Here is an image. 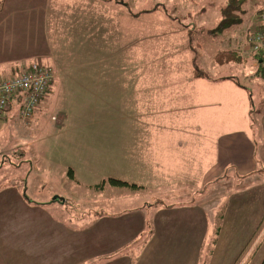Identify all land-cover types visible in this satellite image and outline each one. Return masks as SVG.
Returning a JSON list of instances; mask_svg holds the SVG:
<instances>
[{
	"label": "rangeland",
	"instance_id": "rangeland-1",
	"mask_svg": "<svg viewBox=\"0 0 264 264\" xmlns=\"http://www.w3.org/2000/svg\"><path fill=\"white\" fill-rule=\"evenodd\" d=\"M227 1L56 0V4L63 6L61 20L74 26L70 27L71 33L65 29L69 39L62 37L59 41L51 37L52 44L57 45L53 53L56 73L62 72L58 79L54 74L57 96L54 87L53 95L46 97L42 110L32 122L24 124L18 119L16 126L10 122L7 126L11 127L12 134L6 131L0 140V264L15 261L9 249L24 246L19 235L24 237L23 230L28 228L37 230L32 239L37 248L30 253L36 256L31 255L27 264H50L59 260L71 244L77 243H80L77 247L80 255L85 252L81 251L83 246L92 247L86 253H97L101 244L100 217L115 230L139 222L138 214L142 211L137 209L146 208L144 201L153 197L150 190L157 191L153 195L166 207L177 201L197 199L199 207L210 214L203 246L193 243L196 249L190 253L168 252V264H264V167L245 178L229 175L204 193H199L195 183L188 180L157 190L138 186L135 189L103 187L110 180L136 185L159 180L152 164L145 165L141 157L143 171H136L133 164H122L134 144L140 143L142 151L149 148L145 136L152 129L141 121L144 114L159 117L164 113V103H168L165 100L168 99V59L175 56L170 47H180V42L171 44L168 38L181 33L184 36L187 31L195 41L201 35L199 31L205 36L214 31L210 33L221 38L217 26L221 8L226 7L222 22L225 24L236 18L233 14L240 10L264 6V0H230L228 5ZM48 2L43 0V4ZM2 4L0 0V16L6 17L9 7ZM199 11L202 13L198 14ZM25 14L18 11L0 26V56L19 60L21 65L24 61H37L35 56L43 47L45 59L54 57L52 47L37 39L31 20L33 13ZM27 19L29 26H26ZM170 21L174 24H168ZM88 38L92 42H86ZM101 58L106 59L105 64ZM106 89L109 95L125 96L126 103H100L102 91ZM261 90L264 94V86ZM138 92L142 101L134 105ZM153 92H157V98L148 102L149 97L153 99ZM251 109L257 159L263 166L264 98L254 99ZM64 117L66 120L59 128L57 125ZM134 117L140 118L141 124L136 126ZM19 129L26 135L19 142L11 140ZM53 194L50 201L59 197L67 201L66 205L58 207L56 203L46 209L39 203L43 196ZM18 195L24 198L23 202ZM60 211L63 214H57ZM72 211L77 212L78 219L92 213L99 215V220L94 221L95 226L83 227L71 216L72 219L67 218ZM55 226L56 229L61 226V233L56 232ZM73 231L77 239L72 236ZM149 234L147 229L124 251L113 252L110 261L118 257V264L134 262ZM98 259L93 260H105Z\"/></svg>",
	"mask_w": 264,
	"mask_h": 264
},
{
	"label": "crops",
	"instance_id": "crops-1",
	"mask_svg": "<svg viewBox=\"0 0 264 264\" xmlns=\"http://www.w3.org/2000/svg\"><path fill=\"white\" fill-rule=\"evenodd\" d=\"M2 2H4L2 6L7 4L9 7V15L0 16V26L18 11L24 14L31 12L33 13L31 20L36 30L37 39L42 44L50 45L52 54L55 53L54 47L57 45L52 44L51 37L58 38L59 41L62 37L69 39L67 36L71 33L70 27L73 28L74 26L61 20L60 11L63 6L56 4V0H49L48 3L44 4L43 0H2ZM229 2L230 0L227 1V5ZM262 9H264L263 5L249 11L240 10L233 14L237 17L228 20L227 26L223 27V14H226L227 11L226 7L221 8L222 16L217 25L219 26L218 31L222 35L221 38L217 37L216 33H210L214 31H209L208 36L202 35L198 27L196 31H199L201 35L196 36V41L194 40L195 37L192 39L190 35L188 36V31L184 33V36L181 33L180 36L168 38V42L170 41L171 44L180 42L179 48L170 47V50H174L172 53L175 52V56L168 59L169 80L166 88V90L168 89V99H165L168 103H164V113L162 112L163 114L159 117L152 115V113L144 114L141 121L146 122L149 129H152L148 136H145L148 139L149 148L147 151H142L140 143L134 144L122 164L127 166L133 164L136 171H143L145 168L141 164V157L144 159L145 165L152 164L153 173L159 180L148 185H130H136L142 189L157 190L188 180L195 183L199 193H204L205 189L208 190L210 187L224 182L225 177L229 175L245 178L256 174L260 168L264 167L262 162L261 165L263 166H260L257 159V144L251 109V103L254 99L262 100L264 98L261 90L264 86L263 67H261L260 56L251 51L249 44L250 34L257 30L256 16ZM1 12L2 9H0ZM200 13L202 12L199 11L198 14ZM25 18H27L26 14ZM62 19L69 20L65 17ZM104 23L107 24V22ZM115 23L119 25L118 21ZM168 24H174V22L170 21ZM26 26H29L28 19ZM213 29L216 30L215 27ZM47 39L49 40L48 43ZM87 41L92 42L91 38H88ZM192 42L194 45H191ZM42 48L38 50L35 56L37 61L35 62L52 68L58 79L62 72L60 70L56 73L54 54V57L49 56L45 59ZM65 58L67 59V57ZM104 58H101L102 64L106 63ZM19 62V60H12L11 57L3 58L0 56V77L15 74L20 66L18 65ZM196 71L203 73L204 77H195ZM56 82L53 83L48 97L53 95L54 87L56 90L58 89L55 86ZM107 89L102 91L100 103H126L125 96L115 93L109 95ZM115 91L117 93L119 90ZM57 93L58 90L56 96ZM156 93L153 92V99L149 97L147 101H154L157 98ZM139 97L140 93L138 92V101L134 105L141 103L142 100H139ZM65 120L66 117L62 118L57 126L60 128ZM12 121L16 126L18 123L16 110L7 120L0 121L2 124L0 125V140L6 131L12 134L11 127L7 126ZM141 121L138 117L133 118L136 126L141 124ZM23 135H26V132L23 133L20 129L15 130V135L11 136L10 139H17L19 142L20 139H23ZM136 147L140 149H135ZM159 174L163 175L159 176ZM155 192L157 191H149L153 197L149 201H144L146 208L142 206L137 209L142 211L138 214L141 216V220L137 223L125 224L124 228L115 230L112 225L105 223L103 216L100 217L101 244L99 245V252L86 253L92 247L83 246L81 251L84 250L85 252L80 255L77 251L80 243L71 244L68 251L66 250L59 260L56 259L57 261H52L50 264H118V257L116 261H110V255L115 251L117 253L124 251L129 245L135 243V240L137 241L142 234H145L147 229H149L150 234L146 242L135 256L134 262L129 264H168V252L190 253V251L194 252L197 244L199 247L200 245L203 246L207 219H211L210 214L208 216L205 210L199 207L197 199L196 201L193 199L185 202L177 201L166 207L159 201L157 195H153ZM54 195L43 196L39 203L46 209L56 203H58V207H62L61 204L66 205L67 201L62 198L60 203L59 201H50ZM17 198L20 202L24 200L19 195ZM107 202L109 203V200ZM76 213L75 211L70 212L67 218H73L78 225L83 227L96 225L97 223L94 221L99 220V215L95 216L92 213L85 214V218L78 219ZM57 214H63V212L60 211ZM25 230H23L24 233L22 231L24 237L19 235L24 241V246L9 249L12 252L11 257L15 260L10 264L15 262L17 264L26 262L27 264L31 255L36 256V254L30 255V253L37 248V246L34 247L32 240L37 235L34 233L37 230L29 228ZM55 230L61 233L62 228L60 226L56 229L55 226ZM25 232L28 233L25 234ZM64 234L68 235L66 231ZM76 235L73 231L72 236L77 239ZM219 235H221V231ZM112 239L113 242L111 243L110 240L112 241ZM38 251L41 250L38 248ZM18 252L19 256H17ZM98 257L105 258V260L94 262L93 259H98Z\"/></svg>",
	"mask_w": 264,
	"mask_h": 264
},
{
	"label": "built area",
	"instance_id": "built-area-1",
	"mask_svg": "<svg viewBox=\"0 0 264 264\" xmlns=\"http://www.w3.org/2000/svg\"><path fill=\"white\" fill-rule=\"evenodd\" d=\"M256 32L250 34L251 51L261 56L264 80V9L257 16ZM54 72L40 62L24 61L12 75L0 77V121H5L14 110L24 124L34 120L45 104L54 83Z\"/></svg>",
	"mask_w": 264,
	"mask_h": 264
},
{
	"label": "trees",
	"instance_id": "trees-1",
	"mask_svg": "<svg viewBox=\"0 0 264 264\" xmlns=\"http://www.w3.org/2000/svg\"><path fill=\"white\" fill-rule=\"evenodd\" d=\"M222 26L223 27L227 26V23L223 24ZM260 58H261V56H260ZM261 61H262V59H261ZM195 77L200 78V77H204V75L200 71H196ZM48 93H49V91H48ZM106 185H110V186H113V187H121V188H124V187H130V188L133 187L134 189L138 188L136 185H130V184L126 183V182L117 181V180H110L108 182H104L103 187L106 186Z\"/></svg>",
	"mask_w": 264,
	"mask_h": 264
},
{
	"label": "water",
	"instance_id": "water-1",
	"mask_svg": "<svg viewBox=\"0 0 264 264\" xmlns=\"http://www.w3.org/2000/svg\"><path fill=\"white\" fill-rule=\"evenodd\" d=\"M57 200H61V198H59V197H55V198H54V201H57Z\"/></svg>",
	"mask_w": 264,
	"mask_h": 264
}]
</instances>
